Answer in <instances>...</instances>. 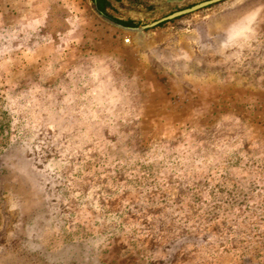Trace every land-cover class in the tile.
<instances>
[{"label":"rangeland","instance_id":"374dc122","mask_svg":"<svg viewBox=\"0 0 264 264\" xmlns=\"http://www.w3.org/2000/svg\"><path fill=\"white\" fill-rule=\"evenodd\" d=\"M106 1L0 0V264H264V0Z\"/></svg>","mask_w":264,"mask_h":264},{"label":"water","instance_id":"95a60500","mask_svg":"<svg viewBox=\"0 0 264 264\" xmlns=\"http://www.w3.org/2000/svg\"><path fill=\"white\" fill-rule=\"evenodd\" d=\"M218 1H221V0H204V1H201V2L196 3L194 5H191L190 7H187V8L181 9V10L174 11V12H172V13L164 16V17H161L160 19H157L155 21H152L150 23H147V24H144V25H141V26H138V27L123 26L121 24H118V25H120L122 27H125L127 29L142 30V29H145V28L153 27V26H155V25H157V24H159V23H161L163 21L170 20V19H172L174 17H177V16H180L182 14H185V13H188V12H191V11H194V10H197L199 8L205 7L207 5H210V4L215 3V2H218Z\"/></svg>","mask_w":264,"mask_h":264},{"label":"trees","instance_id":"16d2710c","mask_svg":"<svg viewBox=\"0 0 264 264\" xmlns=\"http://www.w3.org/2000/svg\"><path fill=\"white\" fill-rule=\"evenodd\" d=\"M97 8L106 16L108 14L106 13V6L108 5V2L106 0H96ZM120 24L126 25V26H131V22L128 21H118Z\"/></svg>","mask_w":264,"mask_h":264}]
</instances>
